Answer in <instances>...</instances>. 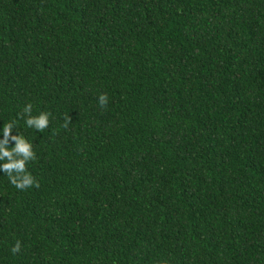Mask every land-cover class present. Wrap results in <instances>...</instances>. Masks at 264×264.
<instances>
[{
  "label": "trees",
  "instance_id": "trees-1",
  "mask_svg": "<svg viewBox=\"0 0 264 264\" xmlns=\"http://www.w3.org/2000/svg\"><path fill=\"white\" fill-rule=\"evenodd\" d=\"M11 121L0 264H264V0H0Z\"/></svg>",
  "mask_w": 264,
  "mask_h": 264
},
{
  "label": "clouds",
  "instance_id": "clouds-1",
  "mask_svg": "<svg viewBox=\"0 0 264 264\" xmlns=\"http://www.w3.org/2000/svg\"><path fill=\"white\" fill-rule=\"evenodd\" d=\"M108 96L106 93L99 96V103L101 107H106L108 103ZM32 105L28 104L24 108V113L27 114L26 124L28 127H34L38 131L43 132L49 125L50 113L41 112L38 116L31 115ZM64 127L67 128L71 123V117L65 115ZM15 127V122L11 121L3 125L2 134L3 139L0 140V161L6 160V163L0 165V169L9 177L10 183L17 189L25 190L28 187H39V182L27 171V163L35 160L36 155L33 151V146L28 142L22 134L12 135V130ZM15 141L14 147H8L9 142ZM15 173V174H14ZM20 249V244L12 248V252L16 253ZM166 264V262H165Z\"/></svg>",
  "mask_w": 264,
  "mask_h": 264
}]
</instances>
